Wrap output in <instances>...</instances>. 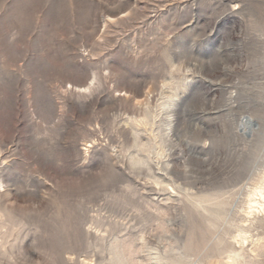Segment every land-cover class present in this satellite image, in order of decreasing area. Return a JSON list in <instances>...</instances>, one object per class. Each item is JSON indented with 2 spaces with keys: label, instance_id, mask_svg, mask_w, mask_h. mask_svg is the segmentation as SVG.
Instances as JSON below:
<instances>
[{
  "label": "rangeland",
  "instance_id": "1",
  "mask_svg": "<svg viewBox=\"0 0 264 264\" xmlns=\"http://www.w3.org/2000/svg\"><path fill=\"white\" fill-rule=\"evenodd\" d=\"M0 264H264V0H0Z\"/></svg>",
  "mask_w": 264,
  "mask_h": 264
}]
</instances>
